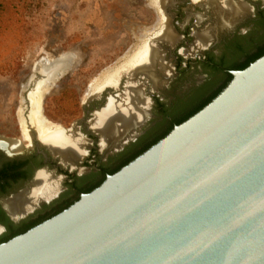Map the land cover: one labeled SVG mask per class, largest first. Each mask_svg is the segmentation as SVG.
<instances>
[{
    "label": "water",
    "instance_id": "water-1",
    "mask_svg": "<svg viewBox=\"0 0 264 264\" xmlns=\"http://www.w3.org/2000/svg\"><path fill=\"white\" fill-rule=\"evenodd\" d=\"M233 76L98 189L0 245V264H264V57Z\"/></svg>",
    "mask_w": 264,
    "mask_h": 264
},
{
    "label": "flooded vegetation",
    "instance_id": "flooded-vegetation-1",
    "mask_svg": "<svg viewBox=\"0 0 264 264\" xmlns=\"http://www.w3.org/2000/svg\"><path fill=\"white\" fill-rule=\"evenodd\" d=\"M234 2L245 10L225 25L220 16L227 18L229 12L222 10V0H197L194 6L192 0H168L166 10L162 9L169 14L167 24L177 38L174 36V45L159 43L162 63L167 67L158 74V86L147 76L123 75L117 87H106L100 95L90 97L84 106V118L73 129H66L79 136L83 150L79 160L65 163L36 135L31 146L28 141L23 144L0 137V245L75 204L218 92L229 73L237 72L230 67L241 66L264 50V0ZM204 33H210L211 40L199 44L198 36ZM53 67L58 65L46 70ZM131 83L143 88L146 118L119 141L102 144V134L93 127L97 114L112 100L117 105L124 103ZM12 142L18 144V151L8 148ZM41 175L50 179L51 191L34 196ZM21 198L27 200L24 210L12 213L8 204Z\"/></svg>",
    "mask_w": 264,
    "mask_h": 264
},
{
    "label": "rangeland",
    "instance_id": "rangeland-1",
    "mask_svg": "<svg viewBox=\"0 0 264 264\" xmlns=\"http://www.w3.org/2000/svg\"><path fill=\"white\" fill-rule=\"evenodd\" d=\"M157 6L154 0H12L0 9V137L32 145L33 97L41 93L42 118L53 130L73 129L106 77L167 28L169 17ZM65 62L42 91V70Z\"/></svg>",
    "mask_w": 264,
    "mask_h": 264
},
{
    "label": "bare ground",
    "instance_id": "bare-ground-1",
    "mask_svg": "<svg viewBox=\"0 0 264 264\" xmlns=\"http://www.w3.org/2000/svg\"><path fill=\"white\" fill-rule=\"evenodd\" d=\"M154 1L158 6L160 4L161 9L166 4H168V0ZM222 4V10L226 9L229 12L227 18H225L224 15L220 16L222 17V21L225 25H228L229 22H232L235 17L243 13L245 10V6H243L242 4H237L236 2H234V0H222ZM174 36L175 35L170 31V29L166 28L165 26V28L158 35L150 40L149 44L147 43V45H145L140 52L135 53L137 55H135L130 61H128L126 65H123L112 75L107 76L102 83L100 81V85L97 83L99 86L95 89L97 92L93 93V96L100 95V93L103 92L106 87H117L121 80V76H123V73L127 74L131 78H135L140 74L147 76L154 81V86L157 87L159 77L158 74L159 72L164 73L167 66L165 67V63H162L163 60L160 53V48L158 45L156 46V41L161 39V41L168 42L169 44L174 45L177 38L176 36V38ZM209 40H211V34L204 33L198 36L197 42L199 44H206ZM67 63L65 62L63 65L61 64L58 65V67H53V70L51 69L47 71L45 69V71H43L44 77L41 78V82H39V88L43 91L44 88L48 87L53 81L54 75H59L62 69L68 66ZM166 76H168V73ZM142 89L131 83L129 86V90L124 97V103H120L119 105H117L116 102L112 100L106 110L97 114L96 123L93 127L102 134V144L119 141L127 134H129L132 129L143 123L147 115V100L146 102L144 101L145 98H143ZM41 96L42 93L40 95V98L34 95L33 111L30 115L31 125L37 129L38 138L40 136L39 139L44 144L48 145L54 151V153L58 154V156L60 155L65 163L72 162L75 159L77 160L79 157H81V155H83L82 146L79 143V136H73L69 131L61 129L53 130L54 128L42 118L40 109ZM31 137L32 134L28 133L27 138L31 140ZM8 148H10L12 151L19 150L18 144L14 142L10 143ZM49 182L50 179H48V177L41 175L38 179L39 188L35 190L33 195L39 196L49 193V191H51ZM26 202L27 200L25 198L11 201V203L8 204L9 210L12 213L15 212L16 214H20L22 210H24Z\"/></svg>",
    "mask_w": 264,
    "mask_h": 264
},
{
    "label": "trees",
    "instance_id": "trees-1",
    "mask_svg": "<svg viewBox=\"0 0 264 264\" xmlns=\"http://www.w3.org/2000/svg\"><path fill=\"white\" fill-rule=\"evenodd\" d=\"M11 1L12 0H0V9H3V11L6 10L7 6L11 5ZM13 1L12 2V6L14 8H19V4ZM4 13V12H3ZM4 20L2 14L0 15V23H2ZM264 57V50L259 54V55H255L252 56L248 62H246L245 64L241 65V66H237V67H230L229 69H235L236 71H244L247 68H249L252 64H254L255 62H257L259 59ZM229 73V72H228ZM234 76L231 75L229 73V78L228 81L224 84V86L222 88L219 89L218 92H216L210 99H208L206 102H204L202 105L196 107L193 111H191L190 113H188L187 115H185L184 117H182L181 119L177 120L172 127L159 139H157L154 143H152L151 145H149L147 148H145L142 152L138 153L136 156H134L129 162L125 163L123 165L122 168H120L118 171L114 172L113 175L117 174L118 172H120L122 169H124L125 167H127L128 165H130L132 162H134L136 159H138L139 157H141L142 155H144L146 152H148L151 148H153L154 146H156L158 143H160L162 140H164L165 138H167L172 132L173 130L184 124L185 122H187L188 120H190L191 118H193L195 115H197L199 112H201L202 110H204L208 105H210L214 100H216L227 88L228 86L231 84V82L233 81ZM105 182V181H104ZM103 182V183H104ZM103 183L99 184L98 186L92 188L87 194L92 193L93 191H95L96 189H98ZM78 202V201H77ZM74 205V204H73ZM71 205V206H73ZM70 206V207H71ZM69 207V208H70ZM68 208V209H69ZM67 210V209H66ZM65 211V210H64ZM63 211V212H64ZM62 212H60L59 214H61ZM58 214V215H59ZM57 216V215H56ZM54 218V217H53ZM52 219V218H51ZM50 220V219H49Z\"/></svg>",
    "mask_w": 264,
    "mask_h": 264
}]
</instances>
